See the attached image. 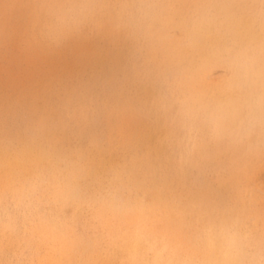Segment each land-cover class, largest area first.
<instances>
[{
    "label": "rangeland",
    "instance_id": "obj_1",
    "mask_svg": "<svg viewBox=\"0 0 264 264\" xmlns=\"http://www.w3.org/2000/svg\"><path fill=\"white\" fill-rule=\"evenodd\" d=\"M263 20L264 0H0V116L15 128L0 122L15 149L0 264H209L215 236L230 264H264V143L250 149L264 111L243 68L264 66Z\"/></svg>",
    "mask_w": 264,
    "mask_h": 264
},
{
    "label": "bare ground",
    "instance_id": "obj_2",
    "mask_svg": "<svg viewBox=\"0 0 264 264\" xmlns=\"http://www.w3.org/2000/svg\"><path fill=\"white\" fill-rule=\"evenodd\" d=\"M80 2V1H79ZM198 5H199V3H198ZM130 6V5H129ZM187 6V5H186ZM135 11V10H134ZM185 12V11H184ZM189 12H191V11H189ZM194 12V11H193ZM215 15V14H214ZM263 23H264V20H263ZM179 29H181V28H179ZM127 32V31H126ZM129 32V31H128ZM138 32V31H137ZM243 36V38L244 39H236V45H239V44H241L244 40H245V35H242ZM262 37H263V35H262ZM179 40V39H178ZM199 40V39H198ZM198 40H197V42H198ZM175 41V40H174ZM174 41H173V43H174ZM246 42H247V40H245ZM176 42V41H175ZM183 43V42H182ZM181 44V43H180ZM176 45V44H175ZM95 46V45H94ZM201 46H203V45H201ZM179 47V46H178ZM177 47V48H178ZM198 48H199V46H198ZM196 49V48H195ZM195 51V50H194ZM100 54V53H99ZM182 54V53H181ZM186 54V53H185ZM184 54V55H185ZM194 54V53H193ZM235 58H239L240 56L239 55H237L236 53H234V52H232L231 53ZM242 55H249L248 53H244V54H242ZM241 55V56H242ZM181 56V55H180ZM56 58H58L57 56H56ZM59 59V58H58ZM183 59V58H182ZM187 60H188V58H187ZM239 60H240V58H239ZM74 61V60H73ZM182 61V60H181ZM247 61H251L252 63H250L249 65H248V67L247 66H243V68L246 70V73L248 74L247 76H248V78L247 79H251L252 80V83H253V86H252V88L255 90V91H257L259 94H257V101H258V105L256 106L258 109H260L261 111H264V66H260L259 64H257L256 62H255V60H254V58H251V59H248ZM88 64V63H87ZM88 66H89V64H88ZM233 69V68H232ZM236 69V68H235ZM227 70V69H226ZM229 72V71H228ZM57 74V73H56ZM229 74V73H228ZM236 74L234 73V76H235ZM228 76V75H227ZM58 77V76H57ZM207 78V77H206ZM225 79V78H224ZM230 79V78H229ZM234 79V78H233ZM240 79V78H239ZM226 80V79H225ZM224 81V80H223ZM233 81V80H232ZM234 81H236V80H234ZM231 82V81H230ZM99 83V82H98ZM50 84H52V82L50 83ZM227 84V83H226ZM233 84H234V82H233ZM45 85V84H44ZM219 86V85H218ZM232 86V85H231ZM238 86H239V84H238ZM246 86V85H245ZM200 87V86H199ZM214 87H216V85L214 86ZM65 88V87H64ZM238 88V87H237ZM82 89V88H81ZM95 89V88H94ZM32 90V89H31ZM107 90V89H106ZM215 90V89H214ZM51 91H52V94H53V96H54V94H56V90L55 89H51ZM96 91V90H95ZM237 91H238V89H237ZM241 91V90H240ZM29 92V91H28ZM38 92V91H37ZM40 92H41V90H40ZM44 92V91H43ZM226 92V91H225ZM96 93V92H95ZM208 93V92H207ZM206 94V93H205ZM204 94V95H205ZM215 94H216V92H215ZM29 95V94H28ZM48 95V94H47ZM74 95H76V93L74 94ZM52 95H48L43 101H41V100H39L38 101V104H39V106L45 111V112H47V111H50V109L52 108L51 106H48V103H49V101H50V99H52V97H53ZM76 96H78V95H76ZM102 96H103V94H102ZM101 96V97H102ZM110 96V95H109ZM40 97V96H39ZM96 97V96H95ZM113 97V96H112ZM117 97V96H116ZM64 98V97H63ZM80 98H82V97H80ZM114 98V97H113ZM112 98V99H113ZM206 98V97H205ZM76 99V98H75ZM85 99V98H84ZM100 99V98H99ZM120 99V98H119ZM86 100V99H85ZM88 100V99H87ZM101 100V99H100ZM122 100V99H121ZM204 100V99H203ZM74 101V100H73ZM78 101V100H77ZM84 101V100H83ZM102 101V100H101ZM93 102H95V101H93ZM103 102V101H102ZM104 102H105V100H104ZM59 103V102H58ZM63 103V102H62ZM87 103H88V101H87ZM26 104V103H25ZM38 104H37V102L36 101H34L33 103H31V109H35V110H38L39 111V106H38ZM55 104V103H54ZM64 104V103H63ZM104 104V103H103ZM7 105V104H6ZM73 105V104H72ZM78 105V104H77ZM55 106H56V104H55ZM54 106V107H55ZM67 105H65V107H66ZM19 107H20V105H19ZM135 107V106H134ZM14 108V107H13ZM90 108V107H89ZM95 108V107H94ZM77 109H78V107H77ZM126 109V108H125ZM56 110H58V109H56ZM65 110V109H64ZM73 110V109H72ZM137 110V109H136ZM139 110V109H138ZM152 110V109H151ZM21 111H22V109H21ZM20 111V112H21ZM89 111V110H88ZM91 111V110H90ZM99 111V110H98ZM106 111V110H105ZM246 111V110H245ZM78 112V111H77ZM103 112V111H102ZM126 112H127V110H126ZM129 112V111H128ZM5 113V112H4ZM12 113V112H11ZM22 113V112H21ZM20 113V114H21ZM60 113V112H59ZM59 113H56V114H58V116H59ZM1 114V113H0ZM5 114H8V113H5ZM4 114V115H5ZM16 114V113H15ZM40 114V113H39ZM42 114V113H41ZM40 114V115H41ZM103 114V113H102ZM150 114V113H149ZM4 115H1L0 116V122L1 123H4L5 125H6V127L3 129V132L6 134V135H8V131L10 130L9 128H11L12 126H11V124H9V120L4 116ZM43 115V114H42ZM41 115V116H42ZM61 115H62V113H61ZM60 115V116H61ZM65 115V114H64ZM132 115H134V113L132 114ZM242 115H244V112H243V114ZM11 116V115H10ZM45 116H46V114H45ZM49 116V115H48ZM138 116V115H137ZM141 116V115H140ZM151 116V115H150ZM19 117V116H18ZM17 117V118H18ZM30 117V116H29ZM36 117H40V116H36ZM35 117V118H36ZM55 117V116H54ZM65 117V116H64ZM63 117V118H64ZM9 118V117H8ZM13 118V117H12ZM15 118V117H14ZM17 118H16V120H17ZM55 118H57V117H55ZM59 118V117H58ZM79 118V117H78ZM98 118V117H97ZM11 119V118H10ZM20 119V118H19ZM48 119H50V118H48ZM47 119V120H48ZM157 119V118H156ZM240 119V118H239ZM245 119V118H244ZM46 120V121H47ZM51 120V119H50ZM68 120V119H67ZM79 120V119H78ZM97 120V119H96ZM133 120H135V119H133ZM23 121V120H22ZM53 121V119L51 120V122ZM80 121H82V120H80ZM132 121V120H131ZM160 121V120H159ZM247 121V120H246ZM251 121V120H250ZM15 122H18V121H15ZM85 122V121H84ZM148 122V121H147ZM237 122V121H236ZM25 123V122H24ZM23 123V124H24ZM43 123V122H42ZM48 123V122H47ZM53 123V122H52ZM149 123V122H148ZM158 123V122H157ZM244 123V122H243ZM13 124V123H12ZM32 124V123H31ZM91 124H93V123H91ZM17 125V124H16ZM25 125V124H24ZM47 125V124H46ZM56 125V124H55ZM140 125V124H139ZM142 125V124H141ZM146 125V124H145ZM161 125V124H160ZM88 126V125H87ZM152 126H153V124H152ZM234 126V125H233ZM22 127V126H21ZM49 127V126H48ZM18 128H19V126H18ZM87 128V127H86ZM96 128V127H95ZM149 128H151V127H149ZM158 128V127H157ZM12 129V133H13V131L15 130V128H11ZM21 129V128H20ZM45 129H48V128H45ZM248 129V128H247ZM241 130V129H240ZM138 131V130H137ZM136 131V132H137ZM148 131V130H147ZM20 132V131H19ZM24 132L28 135V133H27V131H25L24 130ZM46 132V131H45ZM2 133V132H1ZM18 133V132H17ZM88 133V130H87V132H86V134ZM146 133V132H145ZM150 133V132H149ZM158 133V132H157ZM176 133V132H175ZM42 134H43V132H42ZM41 134V135H42ZM136 134V133H135ZM141 134V133H140ZM152 134V133H151ZM209 134V133H208ZM18 135V134H17ZM35 135H36V132H35ZM137 136V135H136ZM203 136H205V135H203ZM207 136V138H206V140H208V135H206ZM5 137V136H4ZM17 137V139H19V141L21 140V141H23V139L25 140V136L23 137V139H22V137H21V135L19 134L18 136H16ZM34 137V136H33ZM142 137V136H141ZM153 137H154V135H153ZM36 138V137H35ZM213 138V137H212ZM27 140V139H26ZM212 140V139H211ZM16 141V140H15ZM133 141V140H132ZM216 141V140H215ZM24 142V141H23ZM46 142V141H45ZM210 142V141H209ZM25 143V142H24ZM260 143H264V138H258V137H256V136H252L251 137V139H250V149H251V152L254 154V155H258V153H260V152H262L260 149H259V144ZM22 144V143H21ZM27 146H28V149L30 150V146L27 144V143H25ZM210 145V144H209ZM13 147H14V145H12ZM23 146V145H22ZM127 146V145H126ZM34 147V146H33ZM189 148H190V146H189ZM27 149V150H28ZM166 149H167V147H166ZM165 149V150H166ZM198 149V148H197ZM186 150V149H185ZM14 151H15V149L14 148H8V143L6 142V140H4L1 136H0V168L1 169H3V170H7V167L9 166V168H11V166H12V160L10 159V157L13 155V153H14ZM85 151V150H84ZM105 151H106V149H105ZM128 151V150H127ZM47 152V151H46ZM33 153V152H32ZM78 153V152H77ZM168 153V152H167ZM26 154V153H25ZM57 154H60V153H58L57 152ZM31 156H32V154H31ZM38 156V155H37ZM43 156H44V154H43ZM47 156V155H46ZM186 156V155H185ZM29 157V156H28ZM14 158V157H13ZM12 158V159H13ZM30 158V157H29ZM39 158V157H38ZM28 158L26 157V156H24L23 154H19V158H18V161H17V164L19 165V164H21L23 161H26ZM44 159V158H43ZM42 159V160H43ZM190 159V158H189ZM40 160V159H39ZM47 160V159H46ZM127 161V160H126ZM102 162V161H101ZM154 162V161H153ZM152 163V162H151ZM50 164H52V163H50ZM153 164V163H152ZM41 165V164H40ZM68 167V166H67ZM95 167V166H94ZM8 168V169H9ZM45 168V167H44ZM79 168V167H78ZM130 168V167H129ZM144 169H146V168H144ZM152 169V168H151ZM111 170V169H110ZM156 170V169H155ZM9 171V170H8ZM76 171H77V169H76ZM108 171V170H107ZM106 171V172H107ZM147 171V170H146ZM14 172V171H13ZM16 172V171H15ZM74 172V171H73ZM152 172V171H151ZM157 172H158V169H157ZM1 173V172H0ZM173 173V172H172ZM7 174V173H6ZM17 174V173H16ZM106 174V173H105ZM4 175V174H3ZM156 176H157V173H156ZM169 176V175H168ZM208 176V175H207ZM14 177V176H13ZM150 177V176H149ZM62 178V177H61ZM156 178V177H155ZM154 178V179H155ZM4 179H7V178H4ZM8 179H9V177H8ZM16 179V178H15ZM119 179V178H118ZM11 180V179H10ZM12 181V180H11ZM10 181V182H11ZM7 182V181H6ZM65 182H66V180H65ZM148 182V181H147ZM19 183V182H18ZM27 183V182H26ZM255 183V182H254ZM22 184H24V183H22ZM149 184V183H148ZM251 184V183H250ZM66 185H67V183H66ZM187 185V184H186ZM11 186V185H10ZM9 186V187H10ZM29 186V185H28ZM69 186V185H68ZM146 186V185H145ZM8 187V188H9ZM25 187H27V186H25ZM22 188V187H21ZM66 188V187H65ZM193 188V187H192ZM7 189V188H6ZM54 189V188H53ZM64 189V188H63ZM67 189V188H66ZM152 189V188H151ZM191 189V188H190ZM16 190V189H15ZM14 190V191H15ZM52 190V189H51ZM68 191V190H67ZM66 191V192H67ZM185 191H186V189H185ZM188 191V190H187ZM65 192V193H66ZM194 192V191H193ZM192 192V193H193ZM249 192V191H248ZM20 193V192H19ZM35 193V192H34ZM37 193V192H36ZM72 193V192H71ZM23 194H25L24 192H23ZM28 194H29V192H28ZM51 194H53V192H51ZM165 194V193H164ZM26 195V194H25ZM25 195H23V196H25ZM30 195V194H29ZM77 195V194H76ZM182 195V194H181ZM1 196V195H0ZM68 196H69V194H68ZM30 197H31V195H30ZM29 197V198H30ZM61 197V196H60ZM88 197V196H87ZM163 197V196H162ZM4 198V197H3ZM62 198V197H61ZM186 198V197H185ZM10 199H11V197H10ZM60 199V198H59ZM164 199V198H163ZM166 199V198H165ZM143 200H144V198H143ZM171 200V199H170ZM4 201V200H3ZM2 201V202H3ZM71 201V200H70ZM118 201V200H117ZM187 201V200H186ZM194 201V200H193ZM1 202V203H2ZM158 202V201H157ZM169 202V201H168ZM182 202V201H181ZM185 202V201H184ZM143 203V202H142ZM159 203V202H158ZM169 203H171V201L169 202ZM22 204H23V202H22ZM144 204V203H143ZM151 204V203H150ZM154 204V203H153ZM160 204V203H159ZM168 204V203H167ZM180 204V203H179ZM184 204V203H183ZM188 204H191V203H188ZM193 204V203H192ZM30 205V204H29ZM156 205V204H155ZM186 205H187V203H186ZM121 206V205H120ZM140 206V205H139ZM147 206H149V205H147ZM157 206V205H156ZM160 206V205H159ZM180 206H182V205H180ZM7 207V206H6ZM14 207V206H13ZM141 207V206H140ZM144 207V206H143ZM146 207V206H145ZM161 207V206H160ZM174 207V206H173ZM176 207V206H175ZM174 207V208H175ZM177 207H178V205H177ZM189 207V206H188ZM1 208H2V206H1ZM11 208V207H10ZM9 208V209H10ZM119 208H121V207H119ZM126 208V207H125ZM132 208V207H131ZM134 208H135V206H134ZM139 208V207H138ZM162 208V207H161ZM12 209V208H11ZM16 209V208H15ZM116 209H118V208H116ZM122 209V208H121ZM120 209V210H121ZM137 209V208H136ZM168 209V208H167ZM180 209V208H179ZM183 209H186V207L184 208L183 207ZM6 210V209H5ZM17 210V209H16ZM24 210V209H23ZM166 210V209H165ZM175 210V209H174ZM173 210V211H174ZM181 210V209H180ZM11 211V210H10ZM115 211V210H114ZM135 211V210H134ZM138 211V210H137ZM189 211V210H188ZM1 212H2V210H1ZM6 212V211H5ZM116 212V211H115ZM127 212V211H126ZM112 213V212H111ZM139 213V212H138ZM178 213V212H177ZM226 213V212H225ZM120 214V213H119ZM133 214L135 215V212H133ZM132 214V215H133ZM8 215V214H7ZM6 215V216H7ZM131 215V214H130ZM133 215V216H134ZM178 215H179V213H178ZM0 216H1V213H0ZM12 216V215H11ZM119 216V215H118ZM132 216V217H133ZM136 216L139 218V215H137L136 214ZM180 216H181V214H180ZM115 217H116V214H115ZM14 218V217H13ZM47 218V217H46ZM61 218H62V216H61ZM117 218V217H116ZM120 218H122V217H120ZM177 218V217H176ZM15 219H19V218H15ZM21 219V218H20ZM133 220H135L136 219V217H135V219L134 218H132ZM180 219V218H179ZM178 219V220H179ZM10 220H12V219H10ZM45 220V219H44ZM57 220V219H56ZM122 220V219H121ZM120 220V221H121ZM177 220V221H178ZM14 221H16V220H14ZM18 221V220H17ZM52 221V220H51ZM118 221V220H117ZM174 221H175V219H174ZM53 223H54V221H52ZM264 222V221H263ZM22 223V222H21ZM52 223V224H53ZM171 223V222H170ZM176 222H174V224H175ZM37 224V223H36ZM47 224V223H46ZM54 224H56V223H54ZM58 224V223H57ZM129 224H130V221H129ZM183 224V223H182ZM181 225V224H180ZM180 225H178V226H180ZM26 226V225H25ZM35 226V225H34ZM66 225H64V227H65ZM112 226V225H111ZM157 229H158V231L162 234L163 233V235L165 234L166 235V232H167V223H164V222H161V223H158V224H156V225H154ZM171 226V225H170ZM176 226H177V224H176ZM183 226V225H182ZM6 224L4 223V221L2 220V219H0V229H1V231H2V235H4L5 233H6ZM23 227V226H22ZM126 227V226H125ZM128 227V226H127ZM263 227H264V225H263ZM24 228V227H23ZM26 228V227H25ZM67 228V227H66ZM130 228V227H129ZM170 228V227H169ZM181 228V227H180ZM63 229V228H62ZM68 229V228H67ZM114 229V228H113ZM120 229V228H119ZM127 229V228H126ZM209 229V228H208ZM30 230V229H29ZM116 230H117V228H116ZM115 230V231H116ZM263 230H264V228H263ZM63 231V230H62ZM124 231V230H123ZM150 229H147V234H150ZM157 231V232H158ZM262 231V230H261ZM121 232V231H120ZM131 232V231H130ZM208 232H210V231H208ZM65 233V232H64ZM110 233V232H109ZM206 233V232H205ZM255 233V232H254ZM53 234V233H52ZM67 234V233H66ZM111 234V233H110ZM113 234V233H112ZM127 234V233H126ZM153 234H155L154 232H153ZM170 234V233H169ZM181 234H183V233H181ZM24 235V234H23ZM26 235V234H25ZM29 235V234H28ZM34 235V234H33ZM68 235V234H67ZM114 235V234H113ZM116 235H117V233H116ZM120 235H121V233H120ZM31 236V235H30ZM62 236V235H61ZM64 236V235H63ZM66 236V235H65ZM64 236V237H65ZM78 236V235H77ZM122 236V235H121ZM153 236V235H152ZM264 236V235H263ZM14 237H15V235H14ZM202 237V236H201ZM9 238V237H8ZM115 238V237H114ZM129 238H130V236H129ZM128 238V239H129ZM217 237L215 236V238L214 239H210V238H208L207 237V239L205 240V242H204V244H205V248H206V246L207 245H209V244H211L212 245V247H213V252L211 251V252H208L209 253V264H230V262H233L234 261V259H233V254L230 252V246L229 247H222V250L219 248V246H220V244H219V246L217 245V241L215 240ZM29 239V238H28ZM33 239V238H32ZM34 239H36L35 237H34ZM33 239V240H34ZM48 239V238H47ZM112 239V238H111ZM121 239V238H120ZM123 239V238H122ZM126 239V238H125ZM179 239V238H178ZM6 240H7V238H6ZM13 240H14V238H13ZM167 240H169V239H167ZM264 240V239H263ZM21 241V240H20ZM60 241V240H59ZM89 241V240H88ZM118 241H120V240H118ZM132 241V240H131ZM174 240H172V242H173ZM235 241V240H234ZM234 241L232 242V243H234ZM245 241V240H244ZM26 242V241H25ZM39 241H37V243H38ZM50 242V241H49ZM53 242V241H52ZM57 242V241H56ZM61 242V241H60ZM73 242H75V241H73ZM90 242V241H89ZM178 242H180V241H178ZM18 243H19V240H18ZM82 243V242H81ZM113 243V242H112ZM120 243V242H119ZM123 243V242H122ZM238 243V242H237ZM24 244V243H23ZM34 244V243H33ZM54 244V243H53ZM56 244H58L59 245V243H56ZM56 244H55V246H56ZM67 244V243H66ZM78 244V243H77ZM126 244V243H125ZM133 244V243H132ZM173 244H174V242H173ZM17 245V244H16ZM21 245V244H20ZM25 245H26V243H25ZM120 245V244H119ZM166 245V244H165ZM177 245V244H176ZM180 245V244H179ZM185 245V244H184ZM214 245V246H213ZM246 245H248V244H246ZM27 246V245H26ZM26 246H24V248L26 247ZM33 246H35V245H33ZM54 246V245H53ZM65 246V245H64ZM71 246V245H70ZM82 246V245H81ZM123 246V245H122ZM129 246V245H128ZM160 246V245H159ZM169 246H171V244L169 245ZM241 246V245H240ZM23 247V246H22ZM59 247H60V245H59ZM69 247V246H68ZM109 247H110V245H109ZM123 247H125V246H123ZM177 247V246H176ZM182 247V246H181ZM6 248V247H5ZM32 248V247H31ZM37 248V247H36ZM39 248H40V246H39ZM64 248H66V247H64ZM70 248V247H69ZM80 248V247H79ZM81 248H83V246L81 247ZM91 248V247H90ZM106 248H108V247H106ZM127 248V247H126ZM144 248V247H143ZM172 248V247H171ZM178 248V247H177ZM176 248V249H177ZM12 249V248H11ZM35 249V248H34ZM78 249V248H77ZM110 249H111V247H110ZM113 249V248H112ZM124 249V248H123ZM170 249V248H169ZM181 249V248H180ZM210 249V248H209ZM208 249V250H209ZM32 250V249H31ZM70 250H71V248H70ZM118 250V249H117ZM120 250V249H119ZM199 250V249H198ZM205 250V249H204ZM207 250V249H206ZM207 250V251H208ZM236 250V249H235ZM261 250V249H260ZM66 251V250H65ZM74 251H75V248H74ZM110 251V250H109ZM16 252V251H15ZM26 252H29V251H26ZM59 252H61L60 250H59ZM66 252H68V251H66ZM84 252H86V251H84ZM119 252V251H118ZM125 252V251H124ZM123 251H122V253H124ZM188 252V251H187ZM258 250H256V253H255V256L256 255H258ZM2 253V252H1ZM62 253V252H61ZM70 253H72V252H70ZM79 253V252H78ZM127 253V252H126ZM174 253V252H173ZM200 253V252H199ZM63 254V253H62ZM72 254H74V253H72ZM84 254V253H83ZM119 254V253H118ZM118 254H117V256H118ZM144 254V253H143ZM180 254V253H179ZM187 254V253H186ZM193 254V253H192ZM191 254V255H192ZM254 254V253H253ZM19 255V254H18ZM32 255V254H31ZM30 255V256H31ZM80 255V254H79ZM151 255V254H150ZM171 255H173V254H171ZM243 255H245V254H243ZM7 257H8V254L6 255ZM5 256V257H6ZM76 256H77V253H76ZM115 256V255H114ZM122 256V255H121ZM141 256V255H140ZM187 256V255H186ZM194 256V255H193ZM192 256V259L194 258ZM207 256V255H206ZM255 256L253 257V258H255ZM6 257V258H7ZM12 257V256H11ZM20 257V256H19ZM66 257V256H65ZM81 257V256H80ZM82 257H83V255H82ZM183 257V256H182ZM2 258V257H1ZM75 258V257H74ZM116 258V257H115ZM261 258V257H260ZM76 259V258H75ZM90 259V258H89ZM140 259V258H139ZM252 259V258H251ZM2 260V259H1ZM25 261H27L26 259H24ZM71 260V259H70ZM79 260V259H78ZM84 260V259H83ZM83 260H81L82 261V264H83ZM183 259H181V258H175V257H173V256H168V263L169 264H178V262L179 261H182ZM198 260V259H197ZM262 260V259H261ZM5 261V260H4ZM15 261V260H14ZM21 261H22V259H21ZM73 260H71L70 262H72ZM9 262H11V261H9ZM80 262V261H79ZM97 262V261H96ZM132 262V261H131ZM256 262V261H255ZM99 263V262H98ZM103 263H105V261L103 262ZM2 264H3V262H2ZM10 264V263H9ZM80 264V263H79ZM100 264V263H99ZM112 264V263H111ZM115 264V263H114ZM133 264H135L134 262H133ZM187 264H188V262H187ZM190 264V263H189ZM242 264V263H241Z\"/></svg>",
    "mask_w": 264,
    "mask_h": 264
}]
</instances>
